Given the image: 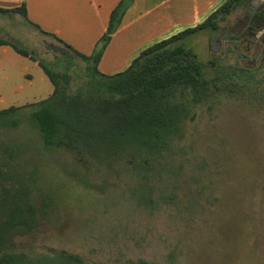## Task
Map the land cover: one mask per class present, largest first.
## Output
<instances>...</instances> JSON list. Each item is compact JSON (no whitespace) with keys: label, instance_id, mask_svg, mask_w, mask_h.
<instances>
[{"label":"rangeland","instance_id":"rangeland-1","mask_svg":"<svg viewBox=\"0 0 264 264\" xmlns=\"http://www.w3.org/2000/svg\"><path fill=\"white\" fill-rule=\"evenodd\" d=\"M262 4L247 0L218 33L185 40L205 63L217 41L216 54L227 53L220 68L251 77L196 108L183 139L147 159L149 169L141 155L48 153L28 123L9 132L26 143L25 158L39 165L42 191L57 204L55 221L35 243L39 251L66 250L97 264H264V25L247 34L250 10ZM0 30L39 58H53L49 44H58L21 15L0 14ZM76 64L85 66L80 58Z\"/></svg>","mask_w":264,"mask_h":264},{"label":"trees","instance_id":"trees-1","mask_svg":"<svg viewBox=\"0 0 264 264\" xmlns=\"http://www.w3.org/2000/svg\"><path fill=\"white\" fill-rule=\"evenodd\" d=\"M131 1L122 0L113 10L108 30L91 56L31 23L72 55L53 53L51 60L41 59L0 30V46H10L38 62L54 86L45 100L0 111V264H97L66 250L43 252L35 246L43 227L55 221L57 204L42 191L39 165L32 157L25 158L26 143L10 138L9 132L30 124L52 154L160 158L183 139L187 123L196 119V108L231 92V86H246L251 77L244 69L220 68L217 63L227 53H213L209 62H201L192 44L185 41L205 31L218 33L221 21L247 0H227L202 24L143 51L125 71L102 74L99 63ZM0 12L27 17L25 7ZM261 24L264 4L250 21L255 32ZM77 58L84 68L77 66Z\"/></svg>","mask_w":264,"mask_h":264},{"label":"crops","instance_id":"crops-1","mask_svg":"<svg viewBox=\"0 0 264 264\" xmlns=\"http://www.w3.org/2000/svg\"><path fill=\"white\" fill-rule=\"evenodd\" d=\"M121 1L0 0V9L25 7L27 17L20 13L0 14L21 15L31 27L33 23L81 54L91 56ZM226 1L132 0L105 49L99 71L105 75L125 71L143 51L202 24ZM53 92L54 86L38 62L18 54L10 46H0V111L40 102Z\"/></svg>","mask_w":264,"mask_h":264},{"label":"water","instance_id":"water-1","mask_svg":"<svg viewBox=\"0 0 264 264\" xmlns=\"http://www.w3.org/2000/svg\"><path fill=\"white\" fill-rule=\"evenodd\" d=\"M259 3L257 2L255 5H258ZM256 9L255 6H253L250 10L251 13H254V10ZM219 43L217 41L215 42H212V52L213 53H216L218 52L219 49H216V46L218 45ZM49 47L50 49L56 53V54H61V55H64V56H68V57H71L72 58V55L62 46H59V45H56V44H49Z\"/></svg>","mask_w":264,"mask_h":264},{"label":"flooded vegetation","instance_id":"flooded-vegetation-1","mask_svg":"<svg viewBox=\"0 0 264 264\" xmlns=\"http://www.w3.org/2000/svg\"><path fill=\"white\" fill-rule=\"evenodd\" d=\"M247 21V20H246ZM251 21V20H250ZM244 25H245V22H244ZM242 29V28H241ZM247 34L250 37H255V29L252 27V26H249V29L247 30ZM145 163L144 164H147V161L145 160L144 161ZM146 169V168H145Z\"/></svg>","mask_w":264,"mask_h":264}]
</instances>
